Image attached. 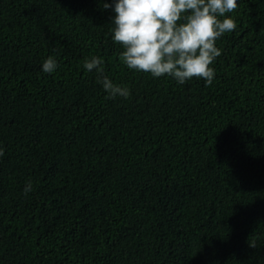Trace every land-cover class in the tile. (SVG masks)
<instances>
[{
    "label": "trees",
    "instance_id": "obj_1",
    "mask_svg": "<svg viewBox=\"0 0 264 264\" xmlns=\"http://www.w3.org/2000/svg\"><path fill=\"white\" fill-rule=\"evenodd\" d=\"M105 2L0 0V264H264V0L210 86L129 70Z\"/></svg>",
    "mask_w": 264,
    "mask_h": 264
},
{
    "label": "clouds",
    "instance_id": "obj_2",
    "mask_svg": "<svg viewBox=\"0 0 264 264\" xmlns=\"http://www.w3.org/2000/svg\"><path fill=\"white\" fill-rule=\"evenodd\" d=\"M103 8L113 12L112 40L123 49L119 56L122 64L153 78L169 77L181 85L193 78L212 85L215 69L210 65L222 54L216 41L237 29L235 20L226 15L237 10V0H111L103 3ZM104 63L103 58L92 56L83 68L96 71L108 94L106 99L129 98L127 86L105 75ZM57 68L56 59L49 56L41 70L51 74ZM4 154L0 147V157ZM32 190L28 181L25 195Z\"/></svg>",
    "mask_w": 264,
    "mask_h": 264
}]
</instances>
